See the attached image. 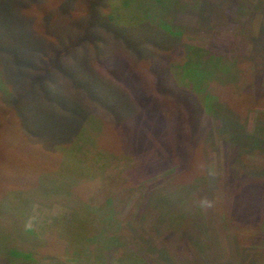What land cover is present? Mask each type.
<instances>
[{"label":"rangeland","instance_id":"rangeland-1","mask_svg":"<svg viewBox=\"0 0 264 264\" xmlns=\"http://www.w3.org/2000/svg\"><path fill=\"white\" fill-rule=\"evenodd\" d=\"M74 217L110 264H264V0H0V264H76Z\"/></svg>","mask_w":264,"mask_h":264},{"label":"trees","instance_id":"trees-1","mask_svg":"<svg viewBox=\"0 0 264 264\" xmlns=\"http://www.w3.org/2000/svg\"><path fill=\"white\" fill-rule=\"evenodd\" d=\"M230 3L231 2H229V4ZM185 51L186 53L184 55V59L177 63L178 64L182 63L180 64V66L183 65L184 63H185V66L187 65V69L185 70L187 74H185L186 77H184L185 79H187L185 81V85L186 86L190 85L192 88L196 90L195 92L198 94H201V92L205 91L204 90L205 86H208L206 83L209 82L210 78H213L214 76H216V73L218 70H219L218 75L223 74L221 72L225 71L224 73L226 76V74L228 73L227 70L231 69L232 66L234 67V65L221 62L222 61L221 56L211 54L209 53L207 49H201L197 46L187 45ZM241 75L242 73L236 77L234 75L235 77L234 78L232 77V73H229L227 74V76H230V78L227 79L228 80L227 82L230 81L229 85L233 83H237ZM206 107L208 108V110H212V105H208L207 102H206ZM103 207L105 208V205H103L102 207L101 206L98 207L99 214L103 212L102 211ZM96 212L98 213L97 210ZM101 218L102 219L100 223L103 224L107 222L109 217L104 216ZM108 223H111V222H108ZM111 227H109V229H111ZM62 229L64 231H67L66 229H69L68 233L65 235V238L67 240L69 239L67 243L69 242L74 243V248L71 247V249H72V253L74 255L76 264H82L80 263V259H83L82 258L83 255L86 257L87 260H89L88 264H90V262H95L96 264H98V260L99 259L103 260L104 256L106 259L105 261L108 262V257L106 253L109 252V247H111V249L114 251V254L117 253L118 247L120 246H122V248L125 247L123 246V241L125 243L126 240L121 233L113 234L110 237L103 236V234L106 233V231H108L109 229L98 227L97 223L95 224L92 223L91 219L87 220V222H85L83 218H76V217H74V219L65 220V223H63ZM111 232H113V229H111ZM106 242H107V245H106ZM92 243L95 244V246H92L91 245ZM89 249H91V252ZM125 254L127 255L128 253H125ZM92 255H93V258H92ZM27 256L28 255H26L23 258L26 259ZM11 258L13 259L14 257H11ZM123 258H125V256L122 257L121 255V256H118L117 259H115L114 257L112 261L116 260L117 264H122V262L124 261ZM132 259L133 258L131 257L130 260ZM108 264H110V262H108Z\"/></svg>","mask_w":264,"mask_h":264}]
</instances>
